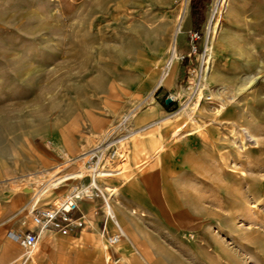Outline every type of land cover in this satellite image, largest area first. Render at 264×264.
I'll return each mask as SVG.
<instances>
[{"label": "rangeland", "instance_id": "374dc122", "mask_svg": "<svg viewBox=\"0 0 264 264\" xmlns=\"http://www.w3.org/2000/svg\"><path fill=\"white\" fill-rule=\"evenodd\" d=\"M204 1L196 30L191 0H0V201L26 195V226L31 207L87 182L70 180L85 172L80 158L139 107L124 168L130 143L133 154L152 150L137 170H157L172 220L152 219L151 229H165L166 244L193 264H264V0H225L219 11L222 0ZM172 46L185 59H173L157 89ZM193 108L198 124L185 115ZM245 127L257 137L247 142Z\"/></svg>", "mask_w": 264, "mask_h": 264}, {"label": "crops", "instance_id": "0c3cea01", "mask_svg": "<svg viewBox=\"0 0 264 264\" xmlns=\"http://www.w3.org/2000/svg\"><path fill=\"white\" fill-rule=\"evenodd\" d=\"M189 24L187 23L186 28ZM175 67L172 84L178 68L177 63ZM159 111L155 107L153 112L141 116L136 123L145 124L148 118L154 117ZM58 148V157L64 158L63 163H67L68 156L64 147L59 145ZM132 149L133 145L130 143V167L124 168L126 162L122 169L125 171L122 175L129 178L126 180L115 176L100 182L114 193L111 206L117 223L126 235L125 239L112 247H105L101 243L99 233L103 226L104 213L99 200L80 203L79 210L85 217V225L68 235L39 231L34 225L26 226L23 221L28 219L26 211L29 198L23 195L11 201H0V264H193L184 260L179 251L166 244L164 233H161L165 229L159 232L151 229L152 219L157 220L162 228L172 220L163 212L157 170H147L144 174L137 170L139 163L151 156L152 150L147 156L139 152L133 154ZM45 159L41 157V160ZM95 210H98L96 216L93 215ZM106 228L108 234L114 232L111 224L108 223ZM9 231L37 233V251L27 257L7 236Z\"/></svg>", "mask_w": 264, "mask_h": 264}, {"label": "built area", "instance_id": "2783aa9c", "mask_svg": "<svg viewBox=\"0 0 264 264\" xmlns=\"http://www.w3.org/2000/svg\"><path fill=\"white\" fill-rule=\"evenodd\" d=\"M197 37L196 33L191 34V39ZM195 52V48H192L191 54L194 55ZM174 54L173 57H176V61L185 59L182 55L174 56ZM173 57L165 63L158 81L157 89L162 86V82L168 76L173 64ZM205 67L206 50L201 56L198 67L197 74L199 81L202 80L201 78L204 74ZM168 98L174 101L173 97L169 96ZM138 109L139 107H134L128 113L124 114L108 137L84 158L85 175L71 180L76 181L86 178V183L76 182L62 198L49 207L35 208L34 205L30 208L29 215L31 222L39 231H53L61 235H68L74 230L82 229L85 225V217L79 210L80 203L82 201L99 200L104 213V222L99 233L101 243L105 247H112L126 238L123 229L115 220V214L111 206L110 191L100 183L99 179L101 178V173L106 171L120 172L126 164V146L131 135L130 121L132 117L135 116ZM93 215H98V210L93 211ZM108 223L113 227L114 232L112 234H108L107 232L106 226ZM7 236L14 241L28 257L34 254L38 249L39 237L35 232L20 233L9 231Z\"/></svg>", "mask_w": 264, "mask_h": 264}, {"label": "bare ground", "instance_id": "6f19581e", "mask_svg": "<svg viewBox=\"0 0 264 264\" xmlns=\"http://www.w3.org/2000/svg\"><path fill=\"white\" fill-rule=\"evenodd\" d=\"M217 2H218V0H217ZM225 3H226V1L225 0H222V3L218 6V11H219V9L223 6V5H225ZM184 10L185 9H183V11H182V15H180L179 17H178V19H177V23H176V25H177V28H176V32H175V35H174V39L177 37V35H178V33H180V31H181V27H182V21H183V17H184ZM214 29V28H213ZM174 49H173V46H172V54H171V56L173 57V54H174ZM174 56H176V54H174ZM175 58V60H176V57H173L172 58V61H173V59ZM212 71V70H211ZM173 73V72H172ZM211 75V74H210ZM212 77V76H211ZM213 79V78H212ZM238 92H240V91H238ZM234 97V96H233ZM230 102V101H229ZM229 102H226V101H224V107H225V105L226 104H228ZM227 106V105H226ZM223 106H221V108H222V110L221 111H223V112H221V114H220V117H222V118H225V117H227V118H229L233 113H234V109L232 108V107H229V106H227V107H225L224 108ZM198 109V108H197ZM194 111H195V108H193V109H190L189 111H185V115H186V118H187V120L188 121H191V123L192 122H195V123H197L198 124V122H200V121H202V117H201V115L200 116H194L193 115V113H194ZM250 114V113H249ZM193 115V116H192ZM195 117V118H194ZM187 125V122L186 123H184L182 126H178V127H176L177 128V131H176V133H178V132H182V130H183V128L185 127ZM201 125V124H200ZM201 128V127H200ZM179 133V134H180ZM207 133L211 136V137H215L216 135H217V129H216V126H214V125H211L210 126V128L209 129H207ZM230 133V132H229ZM241 137H245L246 139H247V142H249V140L248 139H251V138H253V137H257L256 136V134H254L253 132H252V130L250 129V128H247V127H245L244 129H242V133H241V135H240ZM246 143V142H245ZM257 144V143H256ZM243 146V145H242ZM247 146V145H246ZM94 149V148H93ZM93 149H91V150H93ZM90 150V151H91ZM63 154V153H62ZM86 153H83V154H81V155H85ZM65 157H66V155H65ZM85 157H82V158H80V159H84ZM66 161H71V160H69V158L67 157V159H66ZM120 172H113V171H106V172H103V173H101V178L99 179V181L101 182L102 180H104V179H107V178H109V177H111V176H117V175H120L119 174ZM122 173V172H121ZM84 175V172H82L80 175H75L73 178H80V177H82ZM108 191H110L111 189H108V188H106ZM112 194H114V193H112L111 191H110V197L112 198ZM135 212V211H134ZM142 216H144V214L142 213ZM115 220H116V218H115ZM117 222V221H116ZM119 225V224H118ZM28 257V256H27Z\"/></svg>", "mask_w": 264, "mask_h": 264}, {"label": "trees", "instance_id": "16d2710c", "mask_svg": "<svg viewBox=\"0 0 264 264\" xmlns=\"http://www.w3.org/2000/svg\"><path fill=\"white\" fill-rule=\"evenodd\" d=\"M191 18L193 26L198 30L199 26L203 22V11L205 7L204 0H191Z\"/></svg>", "mask_w": 264, "mask_h": 264}, {"label": "water", "instance_id": "95a60500", "mask_svg": "<svg viewBox=\"0 0 264 264\" xmlns=\"http://www.w3.org/2000/svg\"><path fill=\"white\" fill-rule=\"evenodd\" d=\"M170 103H171V100H170V99H166V100H165V104H166V105H169Z\"/></svg>", "mask_w": 264, "mask_h": 264}]
</instances>
